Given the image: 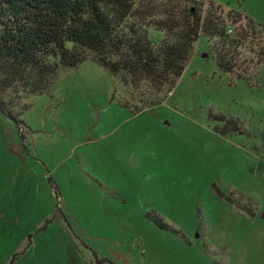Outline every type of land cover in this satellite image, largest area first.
Here are the masks:
<instances>
[{"label": "rangeland", "instance_id": "374dc122", "mask_svg": "<svg viewBox=\"0 0 264 264\" xmlns=\"http://www.w3.org/2000/svg\"><path fill=\"white\" fill-rule=\"evenodd\" d=\"M210 1L255 24L240 71L201 37L171 91L89 59L41 95L0 89V264H264V0Z\"/></svg>", "mask_w": 264, "mask_h": 264}, {"label": "trees", "instance_id": "16d2710c", "mask_svg": "<svg viewBox=\"0 0 264 264\" xmlns=\"http://www.w3.org/2000/svg\"><path fill=\"white\" fill-rule=\"evenodd\" d=\"M229 15L230 24L220 6L210 1L203 9L197 0H0V89L20 86L41 95L60 69L77 68L89 59L126 84L144 82L149 90L171 91L201 37L215 41L211 56L219 71L231 74L240 71L239 49L255 24L248 20V27L241 28L240 15ZM149 29L162 32L163 39L149 40ZM256 63L264 64V45ZM247 70L238 78L245 80ZM215 193L255 217L250 198L237 191V201L233 193Z\"/></svg>", "mask_w": 264, "mask_h": 264}]
</instances>
